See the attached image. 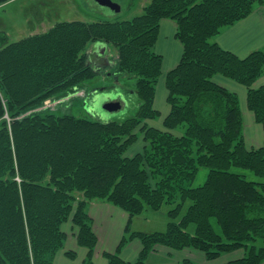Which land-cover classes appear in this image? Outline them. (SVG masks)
<instances>
[{
    "label": "trees",
    "instance_id": "trees-1",
    "mask_svg": "<svg viewBox=\"0 0 264 264\" xmlns=\"http://www.w3.org/2000/svg\"><path fill=\"white\" fill-rule=\"evenodd\" d=\"M10 1L0 0V7ZM260 5L264 0H152L130 20L63 21L19 41L3 36L0 264H53L68 221L89 251L84 264H93L98 238L88 209L94 201L130 216L118 249L105 254L108 264H149L159 246L198 250L209 260L242 251L225 264H264V144L247 147L239 96L213 81L221 75L244 85L248 109L264 128V85L254 87L264 77V48L239 58L216 41ZM164 19L176 23L183 56L166 76L171 111L160 130L145 122L160 118L154 101L163 57L155 46ZM93 44L118 49L115 74L135 80L137 114L102 122L34 111L101 75L89 53ZM141 135L143 152L128 156ZM202 168L209 169L207 179L193 187ZM165 206V231L132 230L133 218ZM130 239L143 245L134 263L121 257Z\"/></svg>",
    "mask_w": 264,
    "mask_h": 264
},
{
    "label": "crops",
    "instance_id": "crops-1",
    "mask_svg": "<svg viewBox=\"0 0 264 264\" xmlns=\"http://www.w3.org/2000/svg\"><path fill=\"white\" fill-rule=\"evenodd\" d=\"M146 5H144L143 9ZM177 25L174 21L164 19L161 21L160 33L155 46L157 54L163 57L162 75L159 79L156 96L154 101L155 109L160 113V118L157 120H147L145 123L149 127L152 124H157V129L164 130V121L171 111L168 104L169 92L166 88V76L175 69L180 63L183 56V45L176 38ZM217 43L227 51L234 53L239 58H246L252 52L264 48V5L257 6L254 12L247 18L241 20L235 25L227 28L217 39ZM100 45V44H98ZM101 46H104L101 44ZM105 49V46H104ZM103 49V50H104ZM98 50V47H97ZM97 57L98 52H97ZM213 81L221 87L236 93L240 99V107L244 119V135L246 145L249 149L259 148L264 144V128L255 120V115L248 109V89L229 78L217 75ZM264 85V77L260 78L255 88ZM140 141V140H139ZM138 141V142H139ZM89 215L93 222V229L98 238L93 264H108L105 256L107 253H115L121 241L126 235V229L130 222V216L124 210L103 201H94L88 209ZM150 213L146 211L140 216L133 218L131 228L136 232H156L165 231L168 226V216L165 212H153L159 221L162 220L163 227H155L154 229H144L142 227H134L137 219ZM157 221V219H153ZM167 222V223H166ZM62 231L66 235L65 244L55 256L53 264H84L88 249L81 247L77 240V229L71 221L63 224ZM143 245L138 239H130L121 250V257L128 263H134L138 260ZM68 252H75L76 258L71 259L67 256ZM244 252L236 251L230 254H225L216 260L207 259L206 255L198 250L184 249L174 251L169 248L161 247L150 254L148 258L149 264H182L184 261H189L191 264H225L242 258Z\"/></svg>",
    "mask_w": 264,
    "mask_h": 264
},
{
    "label": "rangeland",
    "instance_id": "rangeland-1",
    "mask_svg": "<svg viewBox=\"0 0 264 264\" xmlns=\"http://www.w3.org/2000/svg\"><path fill=\"white\" fill-rule=\"evenodd\" d=\"M152 0H112L113 10L109 14L102 13L97 5H92L89 0H12L0 7V47L1 38L7 37L10 41H19L30 35H37L47 32L58 22L82 21L88 23L112 21L120 22L133 19L143 13L144 5ZM105 51L100 44L99 57L92 62L100 65V76L95 78L85 89H78L69 96L47 99L41 107L34 111L50 110L59 114H73L78 117H93L102 122L119 121L124 122L135 116L140 107L139 98L135 92V80H122L116 76V64L119 57L118 49L112 44L105 45ZM96 44L91 45L89 53L97 54ZM97 57V61H96ZM101 57V58H100ZM89 90V91H87ZM113 101H121L122 109L109 112L103 105ZM154 124H157L156 122ZM152 124L153 127H157ZM141 128L136 130L140 132ZM145 146L143 135L140 141L132 146L127 155L132 157L142 153ZM209 173L208 168H202L192 186L198 187L205 183ZM251 179L256 177L251 176ZM170 206L162 210L166 213ZM150 211L136 221L134 227L154 229L162 226V220ZM145 213V212H144ZM138 218V217H137ZM157 219V221H153ZM167 223V222H166ZM193 228V227H192ZM193 230V229H192ZM163 246H159L161 248ZM167 248V247H165Z\"/></svg>",
    "mask_w": 264,
    "mask_h": 264
},
{
    "label": "water",
    "instance_id": "water-1",
    "mask_svg": "<svg viewBox=\"0 0 264 264\" xmlns=\"http://www.w3.org/2000/svg\"><path fill=\"white\" fill-rule=\"evenodd\" d=\"M92 5H97L102 13L109 14L113 10L114 3L112 0H89ZM100 45H97L99 48ZM96 55L92 54L91 58ZM103 108L109 112L119 111L122 109V103L120 101H113L103 105Z\"/></svg>",
    "mask_w": 264,
    "mask_h": 264
},
{
    "label": "flooded vegetation",
    "instance_id": "flooded-vegetation-1",
    "mask_svg": "<svg viewBox=\"0 0 264 264\" xmlns=\"http://www.w3.org/2000/svg\"><path fill=\"white\" fill-rule=\"evenodd\" d=\"M99 52H101V51H100V50H98V53H99ZM94 59H95V58L93 57V61H94ZM97 60H98V59H97V57H96V61H97Z\"/></svg>",
    "mask_w": 264,
    "mask_h": 264
}]
</instances>
